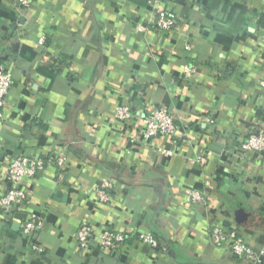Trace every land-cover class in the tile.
I'll use <instances>...</instances> for the list:
<instances>
[{"label": "crops", "instance_id": "0c3cea01", "mask_svg": "<svg viewBox=\"0 0 264 264\" xmlns=\"http://www.w3.org/2000/svg\"><path fill=\"white\" fill-rule=\"evenodd\" d=\"M152 1L0 0V64L13 80L0 107V196L6 156L67 160L26 179L20 208L0 206V264H251L210 241L213 223L264 246V154L239 148L264 127V0H161L177 19L168 31L152 25ZM186 63L198 68L189 80ZM119 105L132 113L123 123ZM156 107L175 135L130 144ZM105 177L112 198L98 203ZM190 188L206 206L187 201ZM30 214L43 219L38 236L20 228ZM82 220L127 232L122 253L81 252ZM147 231L163 247L137 238Z\"/></svg>", "mask_w": 264, "mask_h": 264}, {"label": "built area", "instance_id": "2783aa9c", "mask_svg": "<svg viewBox=\"0 0 264 264\" xmlns=\"http://www.w3.org/2000/svg\"><path fill=\"white\" fill-rule=\"evenodd\" d=\"M23 7L28 8L32 0H16ZM153 18L152 25L160 31H168L173 28L177 22L174 12L162 5L161 0H153ZM141 29V28H140ZM139 29V30H140ZM39 45L44 44V36L37 39ZM260 44L264 47V28L260 33ZM198 68L192 63H186L182 68L183 78L191 79L197 74ZM12 74L7 66L0 64V107L6 103V95L12 86ZM264 88V81L261 83ZM116 122H126L132 118V113L127 105H119L113 115ZM141 129L138 136H131L128 139L130 144L137 141L148 142L157 136L173 137L176 132V126L173 116L165 107H156L149 111L141 119ZM239 148L244 152L264 154V127L257 126L239 143ZM156 151L162 156H172V150L157 147ZM212 152H206V158L211 156ZM7 161V179L9 188L0 196L1 209L8 213L11 208H20L27 199L25 182L26 179L33 178L48 165H54L57 168H63L66 163V157L58 156L55 159H46L42 156H6ZM114 181L105 177L102 182L94 189L95 199L98 203H108L111 201L114 190ZM186 199L197 206H206L208 195L204 190L190 188L186 191ZM43 219L39 216L30 214L25 221L20 223V228L24 234L38 236L42 229ZM129 234L122 229L111 227L95 230L88 220H82L75 233V241L78 249L84 253H91L94 249H100L108 252L113 257L119 256L123 251V245L128 240ZM210 241L219 246H224L229 253L241 257L251 264H262L264 262V246L255 248L246 239L245 235L237 228H225L213 223L207 233ZM137 238L144 244L153 249L163 247L153 232L147 231L138 234ZM32 249L39 253L40 245L34 242Z\"/></svg>", "mask_w": 264, "mask_h": 264}, {"label": "trees", "instance_id": "16d2710c", "mask_svg": "<svg viewBox=\"0 0 264 264\" xmlns=\"http://www.w3.org/2000/svg\"><path fill=\"white\" fill-rule=\"evenodd\" d=\"M131 2H134L136 4L144 5L147 3L149 0H130Z\"/></svg>", "mask_w": 264, "mask_h": 264}]
</instances>
